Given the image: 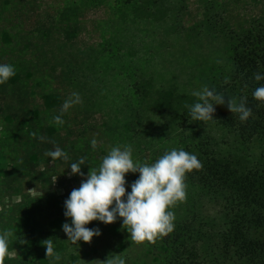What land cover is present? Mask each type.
<instances>
[{
  "label": "trees",
  "instance_id": "1",
  "mask_svg": "<svg viewBox=\"0 0 264 264\" xmlns=\"http://www.w3.org/2000/svg\"><path fill=\"white\" fill-rule=\"evenodd\" d=\"M17 1H0L1 10L15 17L9 41L0 46V63L15 69L0 85V117L9 119L6 145L24 151L0 175L2 196L17 198L0 209V231L11 232L5 264H111L121 257L136 264L134 244L145 247L138 264H264V103L252 97L264 84L254 79L255 73L264 75V0H198L200 18L191 26L183 25L186 0H66L53 14L37 11L33 20L35 0ZM101 7L108 16L98 25L99 41L81 42L82 17ZM206 40L224 45L209 62L201 53ZM175 49L194 53L188 63L199 73L183 80L173 64L165 65ZM203 86L224 94L225 103L214 105L215 120L193 121L186 105ZM50 92L56 103L38 107L35 97ZM72 92L81 103L61 113ZM227 96L246 98L252 115L245 122L228 110ZM54 115H62L64 124H54ZM99 135L111 147L130 145L133 160L142 163L172 148L197 156L202 167L185 176L186 198L172 208V232L151 243L132 241L117 218L89 222L86 227L101 232L90 242L67 240L61 226L70 218L63 202L72 189L57 194L51 178L55 167L70 171L68 164L81 157L86 178L107 154L100 145L90 146ZM55 147L69 159L45 155ZM138 175L125 174L126 191ZM24 181L40 194H30ZM48 239L59 262L45 255Z\"/></svg>",
  "mask_w": 264,
  "mask_h": 264
},
{
  "label": "clouds",
  "instance_id": "2",
  "mask_svg": "<svg viewBox=\"0 0 264 264\" xmlns=\"http://www.w3.org/2000/svg\"><path fill=\"white\" fill-rule=\"evenodd\" d=\"M15 75L12 65L0 63V85L6 84ZM254 79L260 81L264 75L254 74ZM191 95L197 100L186 105L193 121L208 122L215 120L214 105H223L225 95L217 92L215 88L203 86L193 90ZM228 97V96H227ZM252 97L264 103V84H260L252 92ZM81 103L79 93L72 92L61 105V113L66 112L75 104ZM227 107L231 113L238 114L241 122H245L251 115V108L246 106V98L228 97ZM52 121L56 125H63L62 115H54ZM90 146L95 149L97 140L93 137ZM130 145L113 146L101 158L99 166L88 171L86 178L82 179L78 188H73L64 200V216L70 218V223L62 224V230L72 244L78 241L90 242L92 238L101 235L98 227L88 228L91 221L111 224L121 218L122 227L126 226L132 241L149 243L157 237L172 232L174 225V212L172 208L182 203L186 198L187 173L199 170L201 162L193 153L183 148L165 150L162 155L151 163L134 161ZM45 155L52 161L59 159L67 161L68 154L60 147L48 150ZM85 164L83 157L76 162L68 164L70 175L85 176L81 172V165ZM126 173L139 175L128 185L130 191L126 192ZM8 230L0 231V264L10 258ZM45 255L52 261L59 262L60 255L55 252L51 239L44 241ZM111 264H126L124 258H118Z\"/></svg>",
  "mask_w": 264,
  "mask_h": 264
},
{
  "label": "rangeland",
  "instance_id": "3",
  "mask_svg": "<svg viewBox=\"0 0 264 264\" xmlns=\"http://www.w3.org/2000/svg\"><path fill=\"white\" fill-rule=\"evenodd\" d=\"M3 3L8 2L9 0H0ZM33 0H31L32 2ZM66 0H35L36 4V11L34 13H29V18L34 19L38 16H35L40 13L42 15L45 11L47 13H54V11L58 8H60L63 3ZM18 3V1L16 0ZM187 3V12L186 15L183 19V25L184 26H191L194 22L198 21L200 18V9H199V4L198 0H186ZM19 6H22L18 4ZM26 6V5H24ZM252 10L251 5H247L245 7V12L249 13V11ZM38 11V12H37ZM39 15V16H40ZM108 16V9L105 7H101L96 10H91L87 12L83 17H82V23L84 30L79 36V40L81 42H88V43H94L99 41V29L98 25L100 24L101 21L106 20ZM14 13L10 9L6 10H1L0 8V46L3 45L2 43H6L10 39V33H9V28L11 25V22H13ZM8 22H10L8 24ZM223 42L220 40L216 41H210L203 43L202 48H201V53L205 55H208L207 57V62L210 61V59H213L214 57H218L220 54H222L223 51ZM181 47V46H180ZM184 48H187L183 44ZM171 54H167L165 58V65H168L169 63L173 64L172 66V71L175 74H178L179 78H182L183 80H188V75H196L199 73V68H194L190 67V62L189 60H193L195 54L194 53H189V51H185L186 55H183L181 53V49H175L171 50ZM197 60V59H196ZM199 62V57L198 61ZM190 64V65H189ZM181 70L182 72L179 73ZM57 101L56 93L55 92H50L48 96H44L41 98L40 96L35 97V102L40 108H48L50 106H53ZM97 118L98 115H95ZM8 118H1L0 117V175L3 172H6L9 170L18 160L24 155V151L21 146L18 144L14 145H6V143L9 140L8 136ZM98 134V133H97ZM100 136V135H99ZM97 145L102 146L106 152H108L112 145L111 143H108L106 138H104L102 135L100 136V140H97ZM108 149V150H107ZM148 157V155H146ZM146 159V158H145ZM85 178V177H84ZM82 177H78L75 175H70V171L68 168L65 166H57L55 167V172L54 176H52V187L54 188L55 192L57 194H62L65 190H70L73 189L74 187L78 186L81 182ZM25 186H31L28 189V192L34 196H38L40 194L39 188L35 185H32V183H29L28 181H24ZM130 191V190H129ZM127 192V191H126ZM16 197H12L11 199H8L7 197L2 196L1 190H0V209L4 204H7L11 201L16 200ZM61 224L60 221L56 222V226H59ZM79 243H83V241H78ZM145 248V247H144ZM143 245H138L134 244L131 248L132 253L131 256L133 258V263L138 264L139 261L142 260L144 257V254L142 252ZM13 255V254H11Z\"/></svg>",
  "mask_w": 264,
  "mask_h": 264
}]
</instances>
